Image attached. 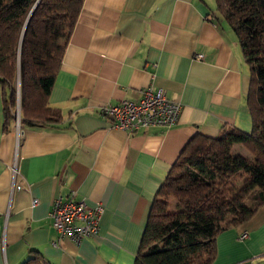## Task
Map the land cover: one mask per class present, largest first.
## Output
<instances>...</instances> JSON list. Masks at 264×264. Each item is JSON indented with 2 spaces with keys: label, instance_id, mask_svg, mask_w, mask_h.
Returning <instances> with one entry per match:
<instances>
[{
  "label": "crops",
  "instance_id": "1",
  "mask_svg": "<svg viewBox=\"0 0 264 264\" xmlns=\"http://www.w3.org/2000/svg\"><path fill=\"white\" fill-rule=\"evenodd\" d=\"M148 87L182 105L175 127L132 134L101 115ZM249 87L216 0H85L49 98L61 124L5 131L0 84V264H22L31 250L51 264H135L157 193L191 142L225 125L252 132ZM59 198L100 203L99 235L61 238L50 218ZM217 249L213 264H264V206L219 234Z\"/></svg>",
  "mask_w": 264,
  "mask_h": 264
},
{
  "label": "trees",
  "instance_id": "2",
  "mask_svg": "<svg viewBox=\"0 0 264 264\" xmlns=\"http://www.w3.org/2000/svg\"><path fill=\"white\" fill-rule=\"evenodd\" d=\"M84 3L0 0L5 131L16 121L19 74L22 126L62 123L61 111L49 105V98ZM216 4L249 68L246 102L253 130L225 125L217 137L191 142L157 193L135 264H213L219 234L249 221L264 206V0ZM235 145L252 160L234 155ZM22 264L51 263L31 250Z\"/></svg>",
  "mask_w": 264,
  "mask_h": 264
},
{
  "label": "built area",
  "instance_id": "3",
  "mask_svg": "<svg viewBox=\"0 0 264 264\" xmlns=\"http://www.w3.org/2000/svg\"><path fill=\"white\" fill-rule=\"evenodd\" d=\"M199 60L203 56L198 55ZM138 100H122L111 105L102 106L101 115L110 119L115 128L138 133L153 128H173L177 125L182 111V105L170 98L163 89L148 87L141 90ZM16 124L18 134H21V123L16 110ZM14 188L22 189L17 184V168H13ZM38 201L34 202L36 205ZM104 213V207L98 203L90 207L85 200L70 198L57 199L52 207L50 218L54 229L61 238L68 237L73 242L80 244L84 239L95 238L100 232V221ZM249 234L241 235L240 240H247ZM56 245V243H55Z\"/></svg>",
  "mask_w": 264,
  "mask_h": 264
},
{
  "label": "water",
  "instance_id": "4",
  "mask_svg": "<svg viewBox=\"0 0 264 264\" xmlns=\"http://www.w3.org/2000/svg\"><path fill=\"white\" fill-rule=\"evenodd\" d=\"M17 90H18V107H17V114L18 118H21V86H20V74L17 82ZM20 122V120H19Z\"/></svg>",
  "mask_w": 264,
  "mask_h": 264
},
{
  "label": "rangeland",
  "instance_id": "5",
  "mask_svg": "<svg viewBox=\"0 0 264 264\" xmlns=\"http://www.w3.org/2000/svg\"><path fill=\"white\" fill-rule=\"evenodd\" d=\"M17 110V109H16ZM20 123H21V118H20ZM22 125V124H21ZM248 159H251L252 160V156H251V154H249L248 155V157H247ZM249 204H251L250 203V201H249ZM173 212H175L177 209H176V203L175 202H173V206H172V209H171Z\"/></svg>",
  "mask_w": 264,
  "mask_h": 264
}]
</instances>
